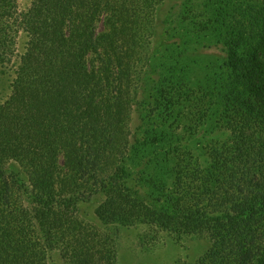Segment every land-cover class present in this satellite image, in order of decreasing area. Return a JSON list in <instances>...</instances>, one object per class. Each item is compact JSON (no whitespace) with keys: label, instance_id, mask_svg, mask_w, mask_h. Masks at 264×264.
<instances>
[{"label":"trees","instance_id":"16d2710c","mask_svg":"<svg viewBox=\"0 0 264 264\" xmlns=\"http://www.w3.org/2000/svg\"><path fill=\"white\" fill-rule=\"evenodd\" d=\"M18 1L0 0V65L10 60L18 33L28 38L11 95L0 105V264H47L52 249L67 264H117L100 231L75 217L79 197L56 186L63 155L71 157L97 121L99 75L90 57L103 56L111 36L97 26L150 28L156 0H30L25 10ZM255 27L254 35L243 28L226 41L220 102L227 139L208 149L209 167H180L172 205L158 209L125 186L100 180L101 220L206 237L197 264H264V9ZM147 88L143 80V100ZM187 94L186 85L162 75L154 100L169 116ZM103 139L109 144L111 136ZM11 164H21L24 176L9 170Z\"/></svg>","mask_w":264,"mask_h":264},{"label":"rangeland","instance_id":"374dc122","mask_svg":"<svg viewBox=\"0 0 264 264\" xmlns=\"http://www.w3.org/2000/svg\"><path fill=\"white\" fill-rule=\"evenodd\" d=\"M154 4L153 28L136 33L131 26L127 31L97 26V31L111 34L103 56L90 57L91 69L99 75L92 110L97 121L71 157L68 152L63 155V178L56 188L67 197H79L75 217L100 231L117 264H197L207 248L206 237L166 232L142 221L122 225L101 220L98 211L105 197L98 186L109 178L116 187L125 186L138 195L148 208L158 209L172 205L180 167L194 172L209 167L208 149L227 139L220 102L227 74L226 41L243 28L254 35L264 0H156ZM29 5L30 0L17 3L20 10ZM27 41L24 32L18 33L8 49L10 60L0 65V105L11 95ZM162 75L173 76L188 89L187 100L169 116L161 114L154 100ZM143 80L150 95L144 100ZM107 133L111 141L104 144ZM7 168L24 176L21 164ZM118 196L127 199L121 192ZM47 264L67 263L52 249Z\"/></svg>","mask_w":264,"mask_h":264}]
</instances>
